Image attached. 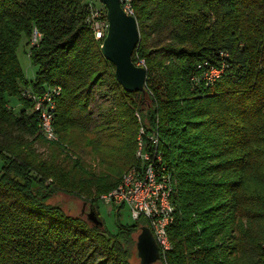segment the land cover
Instances as JSON below:
<instances>
[{
  "label": "trees",
  "instance_id": "trees-1",
  "mask_svg": "<svg viewBox=\"0 0 264 264\" xmlns=\"http://www.w3.org/2000/svg\"><path fill=\"white\" fill-rule=\"evenodd\" d=\"M94 8L106 11L98 0H0V264H119L117 245L133 244L134 233L149 227L148 220L118 222L111 235L102 220L98 227L69 216L51 198L83 197L99 215L95 197L117 188L127 171L141 169L135 156L141 127L157 138L145 150L152 161L161 158L155 166L169 171L173 190L171 249L161 252V261L264 264V233L250 238L252 249L241 247L240 258L224 242L212 245L231 220L224 218L225 226L211 223L223 210L215 205L227 186L205 180L207 169L197 170L202 164L192 159L204 162L226 149L237 151L239 170L256 166V178L264 181V0H135L140 41L133 58L145 62V86L156 70L165 93L164 100L157 97L154 80L149 97L155 107L142 117L144 124L136 117L143 93L122 88L95 39ZM36 32L40 41L31 46ZM23 36L37 68L31 82L17 56ZM205 62L222 69L224 78L193 90L191 80ZM106 86L113 92L108 108L95 98L96 89ZM192 90L193 100L183 101ZM45 94L54 103V141L41 129L37 99ZM9 98L18 99L19 113ZM189 110L203 119L195 124L203 131L194 139L180 127L191 123ZM84 145L107 167L106 174L97 176L80 158ZM234 187L244 190L238 182L231 191ZM244 195L230 196L235 206L246 203ZM258 206L264 220V204Z\"/></svg>",
  "mask_w": 264,
  "mask_h": 264
},
{
  "label": "rangeland",
  "instance_id": "rangeland-1",
  "mask_svg": "<svg viewBox=\"0 0 264 264\" xmlns=\"http://www.w3.org/2000/svg\"><path fill=\"white\" fill-rule=\"evenodd\" d=\"M97 6H99L98 3H96ZM35 34L33 35L31 39V46L35 45L34 43ZM28 39L26 36H23L21 39V43L19 45L17 56L20 62V65L22 67L24 76L28 82H31L36 77L37 68L33 65L31 59H30V46H28ZM133 62L137 67H144L145 68V62L144 60H138V56L133 58ZM208 62H205L202 66H199V75L198 79H192V85L193 90H196L198 87H204L203 89H207L210 86L215 85L219 80L224 78V72H218V68H215L217 70H214V67L212 64H209L207 66ZM146 69V68H145ZM221 74V75H220ZM220 75V78L218 79ZM214 77V78H213ZM159 74L155 70L152 74L150 79V84L145 86V92L143 93V96H139L137 99V105H136V117L139 122L143 123V116L144 118H147L150 114V112L155 107L154 103L152 102V99L149 97V87L153 85L154 80L156 83L158 82L156 95L161 100L165 99V93L162 90V87L164 86L163 83L159 80ZM105 83L109 85L111 83L109 78L104 79ZM146 85V84H145ZM156 85V84H155ZM154 85V88H155ZM28 87V90H31V87ZM96 99L98 100L99 104H103L105 108H108L111 106L110 100L111 96L113 95V92L110 91L109 87H103V88H97L96 89ZM190 93V95L186 94L183 97V101H191L194 98L193 91ZM204 96V95H202ZM9 104L14 109L15 113H19L22 110L21 105L19 104V101L17 98H9ZM188 102V104H189ZM191 106V105H190ZM189 106V108H190ZM93 111L96 110V108H92ZM190 112V110H189ZM97 113V112H96ZM187 120H189L191 123L184 124L181 128V131L184 135H190L191 138H195L198 136L199 132L201 133L203 130H198L197 128L199 125H195L197 122L202 121L203 119L200 117L198 113H194V111L188 113ZM144 124V123H143ZM177 124V123H176ZM182 124V122H181ZM149 127V125L147 124ZM144 131V132H143ZM207 132V131H206ZM210 131H208L209 133ZM144 133V134H143ZM143 134V135H142ZM212 134V132H210ZM143 138V139H142ZM152 138L157 139L153 134H147L146 129H140L138 133V140H142L144 144L148 142L152 143ZM86 145V143L84 142ZM84 150L81 152V155L78 153L77 156L80 155V158L86 162L87 165L92 166L93 172L97 176H103L107 173V167L103 166L100 163L99 158H97L96 154L93 152L91 147L85 146ZM207 145V144H205ZM229 149H226V152H223L222 155L216 154L215 157L212 158V160L201 162L200 159H196L195 157L192 158L194 161L197 160L198 163L202 164V166L197 170L205 171V173L208 174V178L205 179L209 182H215L220 185H226L227 189L220 191L221 195L219 197L218 202L215 206H219L220 204L223 205V210L218 213L217 219L211 220V223H221L222 226H225L224 218L229 216L231 218L230 222H226L228 227L226 229H221L222 233L220 236L216 237L213 240V246L219 243L225 244V246H229L231 249V252L234 253V257H242L241 255V247H245V249H252L253 245L250 241L251 237L261 235L264 233V220H260V217L258 215L259 212V206L261 204H264V181L259 180V178H256L255 171H257V167L255 166V169H247L245 172H241L239 170L238 163L236 162L237 158H241L240 155L236 152L229 153L227 151ZM139 146L137 145V151H136V158L140 159L139 157ZM139 157V158H138ZM226 160L232 162L233 164L226 165ZM225 162V163H224ZM224 163V164H223ZM223 165V166H221ZM210 166H215L214 169L210 170ZM216 166H220L219 168ZM3 167V161L0 158V173L2 171ZM205 168V169H204ZM134 169H137V167L132 168L131 170L127 171L121 180V183L118 185L117 188L112 190L109 193H103L100 196H96L95 199V205L98 206L99 211V218L104 222L105 229L107 228L109 231V234L115 235L117 224L118 222L122 225H132L134 224V220L131 216V213L129 211V208L122 204L120 207L116 205L115 201L113 200V203H107L104 199L105 195L108 196L110 193L121 187V184L124 183V178L126 174H130ZM169 173V171L167 170ZM242 173V175H240ZM240 176V177H238ZM238 177V178H237ZM204 179V178H203ZM234 182H238L239 184L244 185L243 189H237L234 187L231 191V187L234 185ZM244 193L243 202H246L245 204H241V202L238 205H234V200L230 197L233 194H237L240 196V194ZM226 194V195H225ZM96 195V194H95ZM120 201V198L117 199ZM240 201V200H239ZM90 202V201H89ZM86 202L83 197L74 196V195H68L65 193H59L57 195H54L51 198V203L59 205L62 210L69 216L75 217V218H81L82 220L88 219V214L91 211L90 203ZM226 207V209H225ZM232 208V209H231ZM229 211V213H227ZM229 214V215H228ZM151 230L150 225L147 227ZM141 230L134 233V242L133 244H130L129 246H126L124 242L121 243V245H117V247L121 248V251L117 253V257L120 260L121 264H140L141 260L138 256V250H137V241L138 237L141 234ZM152 232V231H151ZM153 234V233H152ZM247 236V238H246ZM157 243V242H156ZM246 244V245H245ZM158 245V244H157ZM261 247L264 249V242L262 243ZM160 248V247H159ZM160 252L161 251L160 249ZM164 253V252H163ZM119 263V264H120ZM155 264H164L161 259L160 261L156 262Z\"/></svg>",
  "mask_w": 264,
  "mask_h": 264
},
{
  "label": "water",
  "instance_id": "water-1",
  "mask_svg": "<svg viewBox=\"0 0 264 264\" xmlns=\"http://www.w3.org/2000/svg\"><path fill=\"white\" fill-rule=\"evenodd\" d=\"M98 1L106 7L109 23L108 35L101 51L115 66L117 82L126 92L144 93L147 70L137 67L133 62V54L140 41L137 21L123 11L120 0ZM88 220L95 226L103 227V222L93 208L88 214ZM141 231L137 241L140 264H155L161 259L160 248L149 228L143 227Z\"/></svg>",
  "mask_w": 264,
  "mask_h": 264
},
{
  "label": "built area",
  "instance_id": "built-area-1",
  "mask_svg": "<svg viewBox=\"0 0 264 264\" xmlns=\"http://www.w3.org/2000/svg\"><path fill=\"white\" fill-rule=\"evenodd\" d=\"M123 2H129V0H124ZM103 7H105L103 5ZM106 8V7H105ZM93 20L91 22H97L99 36L102 42L106 39L104 37V30L109 29V23L107 19V9L97 10L94 8L92 10ZM128 15V14H127ZM40 35L36 32V37L34 38V43L38 44L40 41ZM208 66V64H207ZM214 70H217L214 68ZM218 72L223 71L222 69L217 70ZM35 99V97H34ZM54 104L53 99L49 98V94H45L44 97L37 99V106L41 110L43 119L48 122V108L50 105ZM152 144L157 145L156 139L152 138ZM146 144L143 142V157L141 169L137 171L135 178L129 181L126 188H122L119 194H115L113 199H106L107 203H113L114 200L116 205L119 207L124 204L129 208L131 216L134 222L139 221L141 218L148 220L153 236L160 247L161 251L167 252L164 240L161 238V233L159 229V220L164 217V214H156L154 210V205L151 200V192H155L153 189L154 178L152 177L151 171V157L145 150ZM154 161H161L160 157L154 159ZM120 198V201L117 200ZM163 205H165V200L163 197Z\"/></svg>",
  "mask_w": 264,
  "mask_h": 264
},
{
  "label": "bare ground",
  "instance_id": "bare-ground-1",
  "mask_svg": "<svg viewBox=\"0 0 264 264\" xmlns=\"http://www.w3.org/2000/svg\"><path fill=\"white\" fill-rule=\"evenodd\" d=\"M124 0H120L121 2V7L123 11L128 14V16L134 17V2L135 0H129V2H123ZM90 27L94 33L95 39L101 41L99 32H98V27H97V22H91ZM108 35V30H104V37H107ZM36 37V33H35ZM102 42V41H101ZM103 45V42H102ZM221 75V74H220ZM220 75L218 79L220 78ZM214 78V77H213ZM49 98L52 99V96L49 94ZM51 110H54V104L50 105V108H48V122L43 119L42 116V124H41V129L44 132L45 137L49 141H54L56 139L55 133H54V128H53V113ZM142 128V127H141ZM144 132V131H143ZM144 134V133H143ZM142 134V135H143ZM143 139V138H142ZM156 143H158L156 139ZM139 157L142 161L143 157V142L142 140H139ZM138 157V158H139ZM161 160V158H160ZM160 163L161 161H157ZM156 161L151 162V171H152V177L154 178L153 182V189L155 192H151V200L154 205V210L156 214H164V217L159 220V229L161 233V238L164 240L166 249L170 250L171 249V243L169 240L168 236V228L169 226L173 223L174 219V213H175V208L173 206L171 197H172V187H171V180L169 177L168 172L166 171L165 167H157L155 166ZM140 169H134L130 174H126L124 178V183L121 184V187L110 193L108 196L105 195L104 199H113L115 194H119L122 188H126L127 185L129 184V181L133 178L136 177L137 171ZM163 197L165 200V205H163Z\"/></svg>",
  "mask_w": 264,
  "mask_h": 264
}]
</instances>
